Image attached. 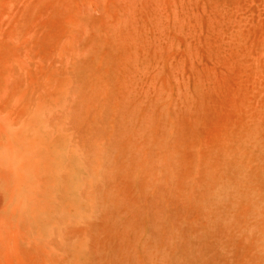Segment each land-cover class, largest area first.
Instances as JSON below:
<instances>
[{
    "label": "rangeland",
    "instance_id": "1",
    "mask_svg": "<svg viewBox=\"0 0 264 264\" xmlns=\"http://www.w3.org/2000/svg\"><path fill=\"white\" fill-rule=\"evenodd\" d=\"M0 264H264V0H0Z\"/></svg>",
    "mask_w": 264,
    "mask_h": 264
}]
</instances>
